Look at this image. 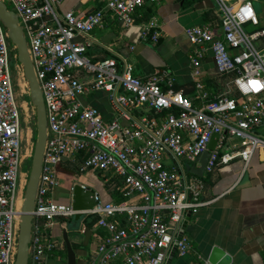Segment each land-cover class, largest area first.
<instances>
[{"label": "built area", "instance_id": "1", "mask_svg": "<svg viewBox=\"0 0 264 264\" xmlns=\"http://www.w3.org/2000/svg\"><path fill=\"white\" fill-rule=\"evenodd\" d=\"M4 1L24 28L48 119L28 264H48L56 248L44 227L79 212L72 202L55 201L52 193L59 184L58 165L83 152L82 169L119 177L124 196L103 201L96 194L97 203L84 211L102 230L92 264H169L175 248L186 254L191 242L181 235V225L209 201L198 200L200 184L184 182L179 170L166 163L168 154L194 159L208 150L215 133L220 136L206 173L236 159L248 168L255 154L264 152V48L255 42L262 32L245 27L259 22L252 0H216L222 36L208 25L186 28L195 47L190 60L198 103L174 89L167 71L140 77L125 57L94 60L89 55L93 31L105 28L109 18L132 26L138 11L161 0H93L101 6L83 14L62 11L65 0ZM160 28L152 16L143 39L157 41ZM208 49L218 72L232 77L233 88L226 94L213 96L205 86L201 61ZM13 70L29 88L17 47L0 19V264L16 262L29 177L24 169L27 102H17ZM97 91L109 95L119 117L108 120L85 101ZM145 108L154 116L137 117L135 112Z\"/></svg>", "mask_w": 264, "mask_h": 264}, {"label": "crops", "instance_id": "2", "mask_svg": "<svg viewBox=\"0 0 264 264\" xmlns=\"http://www.w3.org/2000/svg\"><path fill=\"white\" fill-rule=\"evenodd\" d=\"M252 2L259 22L248 23L246 27L250 33L262 32L255 42L264 48V0ZM100 6L101 3L93 0H65L60 9L83 14ZM147 6H152V15L148 18L136 15L137 22L132 26L125 27L109 18L105 28L93 31L95 42L89 47V55L94 60L125 57L140 77L152 75L157 70L167 71L174 79V89L196 103L190 60L195 47L186 28L208 25L217 36H222L216 0H161ZM147 6L140 11L144 12ZM152 16H156L161 25L157 41L142 37L143 27ZM201 67L205 86L213 96L226 94L233 88L232 77L218 72L212 49L207 50ZM85 101L99 108L108 120L120 115L104 91L95 92ZM143 113L154 116V112L146 108L135 112L137 117ZM123 122L130 124L132 121ZM86 156L84 152L68 155L58 165L59 184L52 193L53 199L71 202V189L76 183L96 191L103 201L124 199L119 177L82 169ZM189 160L169 153L166 163L179 170L184 182L200 184L202 191L198 200L209 203L201 206L197 213L186 216L180 233L190 239L191 247L184 255L177 251L172 253L169 264H203L215 246L231 255V264H264V152H257L248 168L242 160L236 159L218 166L212 173L205 172L203 177L191 172ZM72 218H58L53 225L44 227V232L57 244L47 256L48 264H69L65 233L76 253L77 264H92L102 230L95 216L87 215L73 225Z\"/></svg>", "mask_w": 264, "mask_h": 264}, {"label": "water", "instance_id": "3", "mask_svg": "<svg viewBox=\"0 0 264 264\" xmlns=\"http://www.w3.org/2000/svg\"><path fill=\"white\" fill-rule=\"evenodd\" d=\"M0 19L4 26L8 29V34L12 44L17 47L18 60L23 65L25 78L29 84L30 100L36 108L37 114V138L31 159V169L24 190V199L21 205L18 252L15 262V264H28L36 198L43 172L44 153L48 140V119L43 92L37 79L24 28L19 23L17 13L10 8L4 0H0ZM219 136V133H215L209 143L208 150L196 158L188 161L191 166L192 173L199 177L204 176L206 165L211 156V151L215 149ZM71 202L74 208L79 211L72 218L73 225L86 216L84 213L85 210L92 208L97 203L96 191L80 183H76L71 189ZM65 240L68 246L69 264H77L76 253L72 248L66 233ZM175 251L176 248L173 254ZM208 261L211 264H231L232 257L222 247L215 246L209 255Z\"/></svg>", "mask_w": 264, "mask_h": 264}, {"label": "rangeland", "instance_id": "4", "mask_svg": "<svg viewBox=\"0 0 264 264\" xmlns=\"http://www.w3.org/2000/svg\"><path fill=\"white\" fill-rule=\"evenodd\" d=\"M246 30L249 32V29H247V27H246ZM14 63L15 62L13 61L12 63L13 68H14ZM13 78H14V85H15V91H16L18 104L27 102L25 108H23V111H24V122H23L24 153L27 158L24 169L26 172L29 173L31 169V164H32L31 159H32V155H33V151L35 147L36 138H37L36 108L31 103L30 91H29V88H27L25 85V80L20 78V76L17 75L16 70H13ZM100 92L102 91H97L96 93H100ZM99 180L102 181L100 178Z\"/></svg>", "mask_w": 264, "mask_h": 264}, {"label": "trees", "instance_id": "5", "mask_svg": "<svg viewBox=\"0 0 264 264\" xmlns=\"http://www.w3.org/2000/svg\"><path fill=\"white\" fill-rule=\"evenodd\" d=\"M148 5V4H147ZM143 11H138L136 15H142V16H146V18H148L149 16L152 15L153 11H152V6H147L146 9L144 10V12L142 13ZM137 17V16H136ZM140 17V16H139ZM138 17V18H139ZM137 21V19H136ZM124 198V196H123ZM123 200V199H122ZM121 201V200H120Z\"/></svg>", "mask_w": 264, "mask_h": 264}]
</instances>
